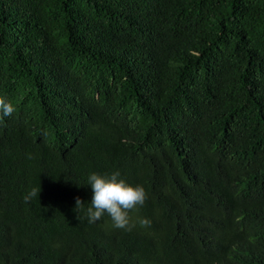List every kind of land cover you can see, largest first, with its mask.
<instances>
[{"label": "trees", "instance_id": "1", "mask_svg": "<svg viewBox=\"0 0 264 264\" xmlns=\"http://www.w3.org/2000/svg\"><path fill=\"white\" fill-rule=\"evenodd\" d=\"M0 97V264H264V0H0Z\"/></svg>", "mask_w": 264, "mask_h": 264}, {"label": "clouds", "instance_id": "2", "mask_svg": "<svg viewBox=\"0 0 264 264\" xmlns=\"http://www.w3.org/2000/svg\"><path fill=\"white\" fill-rule=\"evenodd\" d=\"M16 111L11 102L0 97V118L12 116ZM120 173L115 172L110 177L98 173H91L87 178V184L91 186L92 198L87 208L86 216L89 223L100 220L105 213L110 217L112 225L116 229L131 231L136 226L129 213L139 206H143L147 198L145 189L141 185H131L119 178ZM40 190L33 188L25 197V201L39 195ZM83 204L79 197L76 198V208ZM141 227H150L148 218H139Z\"/></svg>", "mask_w": 264, "mask_h": 264}]
</instances>
